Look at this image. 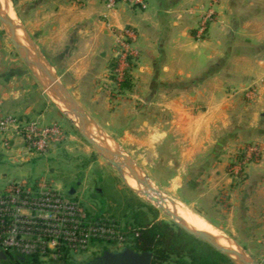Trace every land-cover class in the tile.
I'll return each instance as SVG.
<instances>
[{"label": "crops", "instance_id": "1", "mask_svg": "<svg viewBox=\"0 0 264 264\" xmlns=\"http://www.w3.org/2000/svg\"><path fill=\"white\" fill-rule=\"evenodd\" d=\"M143 1L145 9L122 3L111 9L105 0H21L17 15L36 49L59 79L65 80L64 87L80 107L99 98L91 92L101 93L99 80L113 67L107 62L115 54V32L130 28L136 34L132 43L135 56L127 61L124 74H130L127 90L132 91V104L138 111L133 114V126L118 128L116 133L151 142L168 138L171 131L174 136H192L196 140L190 150L197 153L200 213L216 229H264V0ZM206 17L209 20L202 38L197 29ZM8 40L0 27V117L61 129L60 109L43 97L40 81ZM85 93L88 99L83 101ZM100 96L105 99V89ZM82 110L95 125L90 113ZM162 112L167 113L165 123L170 127L156 126ZM102 125L98 123V129L106 133ZM5 139L0 142L3 180L6 163L38 160L25 154L23 142L5 146ZM250 145L258 149L259 156L235 190L225 165L237 150ZM185 154L182 163L188 160ZM189 161L186 169L192 170L195 160ZM45 168L54 174L48 164ZM49 179L32 184L8 179L7 183L51 188L76 198L74 190L64 193L62 186H54L55 181ZM206 186H220L230 193L233 225L214 223L217 220L210 214V206L203 205Z\"/></svg>", "mask_w": 264, "mask_h": 264}, {"label": "rangeland", "instance_id": "2", "mask_svg": "<svg viewBox=\"0 0 264 264\" xmlns=\"http://www.w3.org/2000/svg\"><path fill=\"white\" fill-rule=\"evenodd\" d=\"M9 2L11 3V9L13 7L12 11L15 14L17 23H21L17 15L20 7L23 5L21 0H9ZM120 3L124 4L126 7H137L130 6L128 3L123 2H118L117 4ZM105 4L107 5L106 0ZM212 20L213 19H211L210 22H212ZM0 27L2 29V35L4 38H7L2 25ZM124 29H129L131 31L130 28L125 27L115 32L114 36L116 43L113 49L115 54L113 59L109 58L107 62L113 65V67L109 68L99 80V91L102 93L104 89L106 90L105 99L102 97L103 95L100 96L101 93L97 91L91 92V96L95 94L97 97L99 96V98L92 100L93 102H91V105L79 107L81 109L84 108L90 113L89 115L95 120V126H97L98 123L105 124L102 126L108 135L93 124L91 127L92 139L94 141L96 140L99 146H107L110 151L121 153L132 160L131 162L135 169L148 179L147 185L151 190L138 184L139 190L137 191L138 193H146L147 196H141L131 190L125 183V179L123 180L117 171L108 165V163L86 143L81 137L78 127L74 124L73 115L71 113L65 114L58 109L48 96H52V94L48 93L45 85H43L41 81L39 86L43 97L49 101L51 106L57 108L62 113V138L59 142L55 143L57 144V149L55 151L53 150V146L50 148L48 154H51V158H46V156L41 157L27 164L16 163L12 165L6 163L7 167L4 168L3 172H5L7 177L4 180L0 178V189L5 187L8 179H12L13 181L24 180L32 184L41 181L43 178H51L55 181L54 186L63 187L64 193H67L69 190H74L76 194V198L74 199L86 210H97L104 205L106 212L120 218L121 222L131 213V209L124 210L123 207L125 206H127V208H131L130 206H132L134 209L141 210L142 212L140 211V213L144 214V216L146 215V220L152 222V214L147 209V206H151L158 211L156 221L173 224L171 217L160 211L159 208H161V206L158 205V202L163 205L180 202L189 209L191 208V211L200 215L208 222V217H204L200 213L201 208L197 205V163L195 164L197 153L190 150L193 143L196 142L192 136L189 138L185 136V133L174 136L175 132L171 131V135L168 138H163V140L162 138L155 139L154 142H151L145 138H133L130 137V135H124L120 132L116 133V129L118 128L133 126L134 122L132 120L135 118L133 114L138 111V107L132 104L133 100L130 96L132 91L127 90V81L130 75L129 73L124 74L127 62L125 63L120 59V55L124 54V49L120 47L118 39H120V31ZM198 31L199 29H197V34ZM205 35L206 30L202 34V38H204ZM8 41L13 51L18 55L11 41ZM133 42H127L128 47L132 48ZM27 47L30 49L29 45H27ZM37 75L41 79V75ZM57 77L60 78L59 75ZM59 81L61 83L65 82L64 79H59ZM121 84L125 85L121 86ZM104 85H106V87H104ZM121 87H123V91H121ZM86 99L88 98L85 93L83 94L82 100L86 101ZM159 116L160 115L157 117L158 123H156V126H158V128L162 125L170 127L168 126L170 124L165 123L169 120L167 113L164 112L162 117ZM160 120L163 121L161 122ZM138 131H140L139 133H141V135H144L140 127ZM249 148H255V146L250 145V147H241L233 154L231 159L229 158L230 161L225 165L226 173L233 183L235 190L241 186L249 166H251L259 156V151L256 149L257 155L253 156V158L239 170V165L244 158V152ZM183 154H185V159H188L184 163L181 161ZM190 159L193 161L195 160L192 165V170L186 169L188 163L191 162L189 161ZM47 164L53 169L54 174H50L48 170H46L45 166ZM138 172L137 174H139ZM190 180L195 184L192 190H189L186 185L187 181ZM209 189L210 187L208 186H206V189L203 188L202 198L205 199L206 202L202 203L203 205L206 204L210 206L209 212L213 214V217L217 220L216 222L214 221V223L219 227L222 226V224L227 226L233 225V218L232 220L229 219V214H231L230 193L227 195L224 188L220 186L218 189ZM155 191H159V194L154 193ZM151 199H156V203L152 204ZM123 201H126V203L123 204ZM236 213L237 212L234 211L233 215H236ZM234 222L236 223V218ZM218 230L237 244L241 250H244L243 252L250 256L257 264H264V229H223L222 227V229ZM102 248L103 249L97 248L95 250H89L84 254L76 255L72 258L70 264H85L87 261L101 255L104 251H121L123 246L117 245L116 247H112L110 245H104Z\"/></svg>", "mask_w": 264, "mask_h": 264}, {"label": "built area", "instance_id": "3", "mask_svg": "<svg viewBox=\"0 0 264 264\" xmlns=\"http://www.w3.org/2000/svg\"><path fill=\"white\" fill-rule=\"evenodd\" d=\"M108 8L118 2L145 9L143 0H106ZM206 17L199 26L198 36L206 30ZM118 43L124 49L123 62L135 56L127 42L135 41L134 32L124 29ZM123 52V51H122ZM22 140L24 152L32 158L48 155L50 148L62 138L57 125L41 126L37 121L21 123L13 117H0V142ZM246 165L257 155L255 148L247 149ZM132 229H121L107 218L92 219L87 210L74 198L51 188H31L8 182L0 192V253L16 256H37L42 261L72 258L89 250L99 249L96 242H111L112 247L124 245ZM97 247V248H96Z\"/></svg>", "mask_w": 264, "mask_h": 264}, {"label": "water", "instance_id": "4", "mask_svg": "<svg viewBox=\"0 0 264 264\" xmlns=\"http://www.w3.org/2000/svg\"><path fill=\"white\" fill-rule=\"evenodd\" d=\"M15 15V14H14ZM0 24L2 25L8 39L11 41L13 47L16 49L19 56L27 64L30 70L35 74L39 81L44 84L46 89L55 93L57 96L62 98L63 105L68 109V111L78 120V131L81 137L86 141V143L92 147V149L101 156L111 167H113L117 173L123 178L125 175H129L137 184H141L144 188H148V179L141 175L134 167L133 163L129 158L124 156L121 153H116L110 151L106 147L99 146L91 137V127L93 122L88 117V115L77 105L73 98L69 95L64 85L59 81L56 73L53 71L51 65L46 61L39 51L36 49V46L26 32L21 23H17L16 17L15 21H12L8 14L4 12L0 7ZM16 30H19L23 37L25 38L29 48H25L23 44L18 40ZM37 74L43 76L44 79H40ZM63 112V111H62ZM65 113V112H63ZM66 114V113H65ZM95 126V125H94ZM97 127V126H95ZM16 144L21 145L22 140H18ZM137 172L139 174H137ZM129 187V186H128ZM130 188V187H129ZM131 189V188H130ZM133 190V189H131ZM137 194L146 197L144 193ZM154 193L159 194V191ZM151 203H156V199H151ZM165 215L171 217L172 223L182 230L187 235L196 238L209 247L219 252L220 254L227 257L234 264H257L250 256L243 253H234L229 249H226L218 245L212 236L202 233L198 230L189 228L185 226L181 221L176 220L173 213L164 208H159ZM237 245V244H236ZM238 246V245H237ZM243 251V250H242ZM0 258L4 259L5 256L0 253ZM153 254L150 251L137 253L132 249L123 248L121 251H104L101 255L96 256L95 258L87 261L85 264H151Z\"/></svg>", "mask_w": 264, "mask_h": 264}, {"label": "trees", "instance_id": "5", "mask_svg": "<svg viewBox=\"0 0 264 264\" xmlns=\"http://www.w3.org/2000/svg\"><path fill=\"white\" fill-rule=\"evenodd\" d=\"M124 85L121 84V86ZM186 185L189 190L195 187L192 180L187 181ZM124 203L126 201H123ZM130 207H123L124 210L131 209V213L122 222L120 218L106 212L104 205L97 210L87 209V213L94 220L105 217L123 230L132 229L124 248L132 249L137 253L152 252L151 264H234L227 257L204 242L187 235L174 224L156 221L158 211L155 208L147 206L153 219L152 222H148L146 215L140 213L141 210ZM93 244L97 245L99 249H103L104 245H112L111 242L96 241ZM4 256V259L0 258V264L71 263V259L67 257L58 261H42L37 256H16L13 254H5Z\"/></svg>", "mask_w": 264, "mask_h": 264}, {"label": "bare ground", "instance_id": "6", "mask_svg": "<svg viewBox=\"0 0 264 264\" xmlns=\"http://www.w3.org/2000/svg\"><path fill=\"white\" fill-rule=\"evenodd\" d=\"M10 4L11 3L9 2V0H0L1 9L8 14V16L10 17V19L12 21H15V15H14V12L12 11L13 7L11 9ZM16 34H17L18 40L23 44V46L25 48H28L26 45L27 42H25L26 40L23 37V35L21 34V32L19 30H16ZM42 79H44V78H42ZM43 84H44V81H43ZM46 90L51 92L48 89H46ZM51 93H52V96H51L52 100L56 104V106L61 111L65 112V113H70L68 111V109L63 105L62 100H61L62 98H60L59 96H57L53 92H51ZM73 119H74V124L78 127V120L74 116H73ZM94 142H96V140ZM106 148H107V146H106ZM111 149H113V148H111ZM124 177H125L124 179H125V183L127 184V186H129L131 189H133L135 191L139 190L138 184L129 175L124 176ZM159 199H161V198H159ZM161 201H164V200H161ZM158 205H160L162 208H164V210L171 211L173 213L175 219L181 221L185 226L212 236L214 241L218 245H220L226 249H229L230 251H232L234 253H243L244 250L242 251L239 246H237L232 240H230L228 237H226L220 230L213 227L204 218H202L200 215L196 214L195 212L191 211L190 210L191 208L189 209L184 204H182L180 202H173V203H169L168 205L164 204L165 205L164 206L163 204L158 202Z\"/></svg>", "mask_w": 264, "mask_h": 264}]
</instances>
